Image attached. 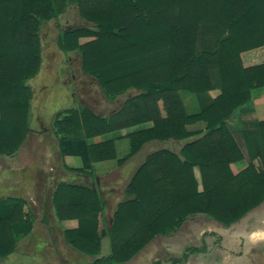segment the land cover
I'll return each instance as SVG.
<instances>
[{"label": "trees", "instance_id": "trees-1", "mask_svg": "<svg viewBox=\"0 0 264 264\" xmlns=\"http://www.w3.org/2000/svg\"><path fill=\"white\" fill-rule=\"evenodd\" d=\"M70 5L94 26L64 29L59 48L80 52L84 72L109 100L137 93L110 115L83 105L56 114V133L73 135L59 138L61 156L82 160L81 167L66 168L91 175L95 163L123 165L151 141L183 145L146 156L110 226L100 228L107 202L96 188L60 182L52 196L56 218L77 221L65 230L66 241L93 257L91 264H122L189 220L205 216L229 227L262 205L264 120L248 133L257 149L238 171L233 166L245 156L228 121L264 87V0H0V155L17 153L31 131L27 82L40 69L41 27ZM185 92L209 93L212 100L188 112ZM200 123L204 128L194 127ZM122 130L130 143L123 157L115 138L92 141ZM33 230L29 202L1 197L0 259ZM104 238L110 253L101 256ZM197 251L188 246L170 264L185 263Z\"/></svg>", "mask_w": 264, "mask_h": 264}, {"label": "rangeland", "instance_id": "rangeland-1", "mask_svg": "<svg viewBox=\"0 0 264 264\" xmlns=\"http://www.w3.org/2000/svg\"><path fill=\"white\" fill-rule=\"evenodd\" d=\"M78 25L94 26L79 15L75 5H70L64 14L42 24L40 69L27 82L32 91L31 131L19 151L12 155L16 158L17 168L6 172L10 164L0 158V198L11 193V189H15L19 196H25L30 200L29 205L34 212V231L22 243L21 252L33 253L35 264H91L94 259L89 255L86 257V254L80 255L73 246L66 244L68 243L65 239L66 228L58 222L52 205L53 192L60 182L96 186L95 188L108 204L101 216L100 228L110 226L117 203L127 198L126 186L133 176L130 173L131 169L139 163L141 165L146 156L158 149L179 151L183 145L182 141L172 140L148 142L123 164L127 170L121 168L122 165H118L116 160L97 162L96 172L99 174H103L102 171L107 166L113 167L115 164L119 166L115 167L119 172L100 175L92 179L93 181L83 174L77 173V175L66 168L65 162L76 165L80 164L81 159L71 156L65 158L64 162L60 156L57 148L59 138H69L73 135L68 132L56 133L54 128L56 114L83 105L98 114L110 115L123 105L127 97L137 93L135 89H131L117 99L109 100L97 79L84 72L80 52L65 53L59 48V39L63 30ZM87 40L88 38L81 39L82 42ZM263 91L264 87L258 88L255 95ZM196 96H204L206 100L200 99L199 104ZM182 97L188 112H197L207 105V99L212 100L209 93L201 95L185 92ZM262 101L264 103V99ZM204 126V123H200L194 127L204 128ZM124 132L126 130L107 133L93 138L92 141L115 138L118 157H123L130 149L129 139L123 136ZM7 157L11 158V156ZM256 213L257 222L249 229H254L255 224L263 226L259 221L264 220V213ZM205 218L201 216L187 221L180 230L166 237L157 236L132 261L122 264H169L174 256L178 257L177 255L189 245L195 246L199 251L191 256L192 260L188 264H248L251 257L246 259V256L243 258L236 256L241 250H247L248 253V247L246 248L248 241L239 236L240 232H246L242 228L245 227L246 222H243L245 218L242 219L244 224L241 223L236 227L233 224L224 229H221L222 224ZM206 231L213 232L211 234ZM223 244H227V247H223ZM109 253V239L105 238L102 242L101 256ZM8 260L11 263V258ZM239 260L244 263H240ZM258 262L264 264V257L258 259Z\"/></svg>", "mask_w": 264, "mask_h": 264}, {"label": "crops", "instance_id": "crops-1", "mask_svg": "<svg viewBox=\"0 0 264 264\" xmlns=\"http://www.w3.org/2000/svg\"><path fill=\"white\" fill-rule=\"evenodd\" d=\"M256 90L257 89H254L252 91V99H251V101L247 105H245V106L241 107L240 109H238L235 112V114L233 115V117L228 121L229 128L232 131L235 139L237 140V142H238V144H239V146H240V148H241V150H242V152H243V154L245 156V160L237 163V166L236 165L233 166L235 171H238V170L242 169L243 167H245L247 165V163L251 160V158L253 157V153L257 149L256 144L248 136V133H250V132L252 133L253 132V129L255 128V124L257 122L261 121V120H264V103L262 101L264 99V91H263V93H259L258 95H255ZM259 102H261L263 104H261ZM230 123H231V125H230ZM58 152H59V148H58ZM59 154H60V152H59ZM60 156H61V154H60ZM61 157H62V159L65 162V158L71 157V155H67L65 157L61 156ZM76 157H78V156H76ZM0 158L5 159L6 163L10 164V168H7L6 172H8L10 169H14V168L18 167L16 162H15L16 158H14V156H11V158L7 157V156H0ZM65 164L67 166H69V167L78 168V167L82 166V160L80 161V164H76V165H69L66 162H65ZM139 166H140V163L135 165L133 167V169H131L130 173L134 174V172L136 171V169ZM115 167H119V166H117V164H115L113 167L112 166H107L106 168L103 169L102 173L104 175H107V174H109V172H111V173L114 172V171L115 172H117V171L119 172V169H117ZM122 167H123V169H126V167H124L123 165L121 166V168ZM93 169H95V171L93 170V173L91 175L84 174V173H79V174H83V176H87L91 180L92 179L94 180L97 177H100V175H103V174H99V173L96 172V163L94 164ZM71 172L73 173L74 171H71ZM77 173L78 172H75V174H77ZM80 185H83V184H80ZM89 187H91V186H89ZM92 187L95 188L96 186H92ZM11 191H12L11 193H8L4 197H9V196H11V197H22V198L26 199L29 202V204H30V200L28 198H26L25 196H19L18 193L15 191V189H11ZM107 206H108V204H107ZM106 209H107V207H106ZM252 212L253 213L251 215L245 216L244 217L245 220H243V222L244 223L246 222V223H245V227L243 226L242 228H244L246 230V232H242V233L240 232L239 233V236H241L245 241H248L247 244H246V248L248 247L247 248L248 249V253H247V250L246 251L245 250L244 251L241 250L243 252L240 251L241 253L239 252L238 255H236V256H239V258H243V256H246V259H248V257L249 258L251 257V261L248 264H260L258 262V259L264 257V220L263 221H259L260 224H263V226H260V225L258 226L257 224H255V226H254L255 228L254 229H249V228L251 227V225H253L255 222H257V221H255V219L257 218L256 217V214H257L256 212L264 213V203L262 205H260L258 208H256ZM205 219H207V218H205ZM189 221H191V220H189ZM58 222H60V221H58ZM243 222L241 220L240 222H238L234 226L236 227V225L238 226L239 224H241ZM60 223L66 229L73 228V227H75L77 225V221L76 220H66V221H63V222H60ZM234 226H232V227H234ZM224 228L225 227L222 225L221 229H224ZM206 232L210 233V232H213V231H206ZM29 236H27L26 238L21 240V242L19 243V245H18V247H17V249L15 250L14 253H12L7 258L0 259V264H35L34 263L35 259H34V254L33 253H28L26 251L21 252V247L23 245L22 243ZM158 237L160 238V236H158ZM161 237H166V236H161ZM66 244L68 246L72 247V245H70L69 243H66ZM189 246H191V245H189ZM223 247H227V244H223ZM73 249L78 251L80 253V255H82V256L85 255L82 252H80L79 250H77L76 248L73 247ZM185 249H186V247L184 248V250ZM183 251L181 252V254L183 253ZM221 254H222V252H221ZM180 255H177V256H180ZM85 256L88 257L87 255H85ZM174 257H176V256H174ZM10 258H11V263H9V260H8ZM191 258L192 257H190L187 262L179 263V264H188L192 260ZM132 260H130V261H132ZM239 262L240 263H244V261H242V260H239Z\"/></svg>", "mask_w": 264, "mask_h": 264}]
</instances>
